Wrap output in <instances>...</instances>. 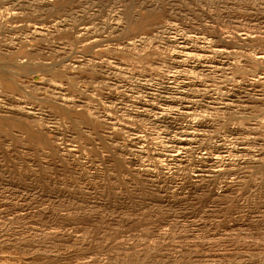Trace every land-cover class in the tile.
<instances>
[{
  "label": "rangeland",
  "instance_id": "obj_1",
  "mask_svg": "<svg viewBox=\"0 0 264 264\" xmlns=\"http://www.w3.org/2000/svg\"><path fill=\"white\" fill-rule=\"evenodd\" d=\"M0 256L264 264V0H0Z\"/></svg>",
  "mask_w": 264,
  "mask_h": 264
},
{
  "label": "bare ground",
  "instance_id": "obj_2",
  "mask_svg": "<svg viewBox=\"0 0 264 264\" xmlns=\"http://www.w3.org/2000/svg\"><path fill=\"white\" fill-rule=\"evenodd\" d=\"M15 9V8H14ZM26 36V35H25ZM163 39V38H162ZM196 40V39H195ZM194 42V41H193ZM202 47V46H201ZM6 50V49H5ZM180 51V50H179ZM190 53V52H189ZM178 54V53H177ZM186 55H189L188 53H186ZM185 55V56H186ZM205 55V54H204ZM190 56V55H189ZM255 57V56H254ZM259 58H260V56H258ZM257 57V58H258ZM262 57V56H261ZM186 58V57H185ZM103 59V58H102ZM87 62V61H86ZM200 62V61H199ZM174 63V62H173ZM49 77V76H48ZM193 81V80H192ZM174 82V81H173ZM167 92V91H166ZM179 97V96H178ZM166 101H167V99H166ZM175 102V101H174ZM205 103V102H204ZM159 105V104H158ZM38 107V106H37ZM155 108V107H154ZM179 108V107H178ZM160 113V112H159ZM152 114V113H151ZM17 116V115H16ZM125 117V116H124ZM147 117V116H146ZM154 119H156V118H154ZM194 120V119H193ZM155 121V120H154ZM2 122H4V121H2ZM195 122V121H194ZM136 129V128H135ZM186 131V130H185ZM204 131V130H203ZM181 132V131H180ZM156 133H158V132H156ZM173 133V132H172ZM190 133L191 132H184V134H182L181 135V137H178L177 139L175 138L174 140H173V146H171L172 148L170 149V150H168V154H167V156L169 155L170 157H171V159L172 160H174L175 159V157L177 156V155H180L181 153H182V151L185 149V147H186V145H188V147H189V145H190V143H191V141H192V139H190L188 136L190 135ZM192 136V135H191ZM190 136V137H191ZM246 137V136H245ZM224 145V144H223ZM142 147V146H141ZM165 147V146H164ZM221 147V146H220ZM231 147V146H230ZM222 148V147H221ZM226 147H224V149H225ZM187 149V148H186ZM232 150V149H231ZM144 151V150H143ZM152 151V150H151ZM186 151V150H185ZM224 151V150H223ZM228 151V150H227ZM227 151H224V152H227ZM167 152V151H166ZM230 152V151H229ZM215 154V153H214ZM226 154V153H225ZM218 155V154H217ZM224 155V154H223ZM224 156H228L227 158H229V156H232L230 153L229 154H226V155H224ZM224 156H222L221 154L219 155V156H216L215 157V162H219V163H222V157H224ZM168 159V158H167ZM239 159H240V157H239ZM161 161V160H160ZM227 161V160H226ZM224 162V161H223ZM229 162V161H228ZM219 165V164H218ZM228 165V164H227ZM223 166V165H222ZM1 257V256H0Z\"/></svg>",
  "mask_w": 264,
  "mask_h": 264
}]
</instances>
